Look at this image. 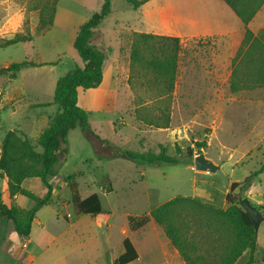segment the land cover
Segmentation results:
<instances>
[{
	"label": "rangeland",
	"instance_id": "obj_1",
	"mask_svg": "<svg viewBox=\"0 0 264 264\" xmlns=\"http://www.w3.org/2000/svg\"><path fill=\"white\" fill-rule=\"evenodd\" d=\"M162 1L149 0L148 5L135 9L128 0H111V13L97 31L103 35L102 44L111 47L113 53H106L100 87L79 91V106L88 113L90 125L100 138L133 151H158L159 145H166L168 154L178 156L181 162L148 166L123 158H104L108 157L109 151L97 150L79 127L71 130L69 154L58 166L56 175L49 178L54 187L51 202L38 213L46 223L48 235L35 225L32 235L19 236L12 222L1 218L0 264H109L108 257L114 260L124 253L125 238L130 239L140 252L141 264L163 262V243L167 240L163 231L159 230L160 237L153 225L132 231L128 218L149 215L178 196L202 197L218 207L226 205L223 193H229L231 188L225 187L217 175L196 171L194 164L185 162L188 148L195 157L200 151L196 142L203 141L206 143V148L202 149L205 156L221 165L231 184L246 182L239 197L246 198L250 194V202L263 215L256 232L255 264H264V172L251 176L264 165V97L255 100L237 97L226 114L211 116L204 110L193 115L190 123L172 132L149 127L137 118V111L152 110L155 99L153 93L142 88L133 89L126 81L125 61L129 52L126 55L123 52V40L133 32L158 33L159 21L147 11ZM102 3L103 0H62L58 25L50 33L38 37L36 0H0V45L16 34L34 36L32 42L0 48V70L24 61L53 63L22 68L14 76H0L2 134L20 129L37 151L42 152L37 139L47 125L45 115H56L58 107L40 105L53 101L60 77L76 66H84L85 62L73 46V27L99 12ZM261 16H264V10ZM203 43L200 40L193 46L201 47ZM177 91L174 89L172 95L171 112L174 103L180 99L179 87ZM260 92L264 94V89ZM238 101L247 102L245 108H240ZM175 116L180 119L179 114ZM177 147L182 150L181 155H177ZM70 175L77 176L83 199L92 194L99 196L102 215H106L102 216L103 220L75 214L65 183ZM108 181L112 186L109 194L103 191V185ZM24 187L41 197L47 193L38 178L27 179ZM4 189L7 191L5 182L0 180V192ZM24 242L28 254L23 246L19 248ZM248 258L249 253H245L237 264H245Z\"/></svg>",
	"mask_w": 264,
	"mask_h": 264
},
{
	"label": "trees",
	"instance_id": "obj_2",
	"mask_svg": "<svg viewBox=\"0 0 264 264\" xmlns=\"http://www.w3.org/2000/svg\"><path fill=\"white\" fill-rule=\"evenodd\" d=\"M38 24L36 35L47 34L54 26L60 0H36ZM244 25V37L233 60L230 79L232 93L264 89V28L254 34L249 23L264 5V0H223ZM149 0H128L135 9H140ZM111 13V0H103L99 12L94 13L78 30L73 46L85 62L83 67L76 66L56 82L53 101L41 104L42 107L56 105L58 111L49 120L47 128L39 135L38 152L29 137L17 130L5 133L0 151V179H6L9 203L2 200L0 192V219L12 222L16 234L29 237L37 213L49 205L54 187L49 182L57 168L69 154V132L79 127L90 139L97 150L109 151L104 158H123L148 166L177 165L178 156H170L166 145L159 150H124L108 140L100 138L92 129L88 113L79 106V90L98 88L103 82L106 52L92 44V38L103 20ZM30 33L16 34L6 40L0 48L19 43L32 42ZM130 75L128 83L133 89L142 88L153 93L154 107L148 111H137L142 123L155 129H169L172 122L171 101L178 75V61L181 52L179 38L148 33L133 32L129 36ZM112 52L111 49L108 50ZM53 63L24 61L14 63L0 70V76H14L22 68L37 67ZM201 149L206 143L196 142ZM177 155L182 150L177 147ZM200 151L198 153H200ZM188 165H193L194 154L187 150ZM264 172V165L251 176ZM76 175H70L65 183L69 187L74 212L77 216L96 217L103 213L97 194L83 199L79 192ZM38 178L46 188L44 196H38L23 187L27 179ZM103 191L112 192L110 181L103 185ZM16 195L26 197L32 206L21 208L14 202ZM243 197L231 190L226 195L228 207L223 209L204 202L198 197L178 196L155 208L149 215L128 218L132 231H137L154 220L161 226L172 246L187 264H237L239 259L249 253L245 264H255L257 233L249 215L240 206ZM124 253L109 264H129L138 258L136 248L130 239L123 241Z\"/></svg>",
	"mask_w": 264,
	"mask_h": 264
},
{
	"label": "crops",
	"instance_id": "obj_3",
	"mask_svg": "<svg viewBox=\"0 0 264 264\" xmlns=\"http://www.w3.org/2000/svg\"><path fill=\"white\" fill-rule=\"evenodd\" d=\"M61 1L62 0L58 3L54 26L48 33L54 30L59 23V5ZM263 10L264 5L248 25V28L254 34H257L264 28V16H261ZM147 13L148 15H153L157 18L160 27V31L158 33L153 31L148 34L179 38L181 42V52L178 61V75L175 85L176 93L178 92V87L180 89V99L177 103H174V107L172 108L171 127L169 129L159 130L172 132L176 128H181L182 126L190 123L193 115L199 114L204 110L211 116L214 115L218 117L223 113L226 114L228 109L232 106L231 104L235 103L237 100V97L244 100H255L262 96L264 97V94L260 92L263 89L243 91L239 92V94L232 93L230 90L233 60L242 43L245 29L241 20L223 0H163L160 4H157L149 9ZM69 18H73V16H70ZM87 20L88 19L83 21L81 20L76 24V27H73V40H75L77 36L79 27ZM69 23L70 21L67 25H69ZM129 36L130 35L123 40V52L125 55L129 52ZM102 38L103 35L96 31L91 40L92 44L98 47L101 51L109 53L108 50H112V48L104 46L102 44ZM200 40H203L204 43L201 47L198 46V44L195 45V49L193 43L199 42ZM111 53H113V50ZM125 62L127 67V81L129 78L130 53L129 58H127ZM98 88L91 90H97ZM246 104L247 102L238 101L240 108H245ZM177 114L180 115V119L175 118V115ZM45 116L47 125L43 130L47 128L50 118L54 115ZM0 127H2V125H0ZM18 131L21 130L19 129ZM2 133V130H0V151L2 139L5 135V133ZM218 166L221 167V165ZM0 180L5 182V186L7 188L6 179ZM25 183L26 180L23 183V187L25 186ZM1 194L4 201L9 199L8 191L5 189L1 192ZM223 194L226 199L228 192L224 191ZM247 197L251 198V195L247 194ZM198 198L202 199V197ZM13 200L21 208H30L32 206L29 205L28 199L22 195H16ZM203 201L210 203L205 200ZM221 208L226 209L227 204ZM38 213L33 223L31 235L34 232L36 225V227H38L40 231L42 233L44 232L47 236L48 232L45 230L46 223L39 218ZM53 214L55 213L53 212ZM148 225H153V227H155L154 231L157 236L160 237V229L166 236L163 228L154 220H150L143 228ZM166 239L167 240L163 243V247L165 248L163 262L159 264H187L180 256L179 252L172 246L167 236ZM22 246L27 252V243H20L19 248ZM134 247L136 248V246ZM136 251L138 253V258L129 264H141L142 256L137 248ZM32 259L33 258H30V260Z\"/></svg>",
	"mask_w": 264,
	"mask_h": 264
},
{
	"label": "water",
	"instance_id": "obj_4",
	"mask_svg": "<svg viewBox=\"0 0 264 264\" xmlns=\"http://www.w3.org/2000/svg\"><path fill=\"white\" fill-rule=\"evenodd\" d=\"M194 169L196 171L199 172H208V173H212L217 175L220 180L223 182V184L225 185V187H230L231 191L240 196L241 194V188L246 184V182H233L231 184L228 176L226 175V173L224 172V170L216 165L212 160L208 159L205 156L204 151L201 149L200 153H198L195 157H194ZM240 206L243 208V210L249 215L251 221L254 224V229L257 232L259 229V226L261 224V222L263 221V215L260 212V210H258L249 200V198H243L240 202ZM102 216H106V215H102L98 214L96 217L98 220H103Z\"/></svg>",
	"mask_w": 264,
	"mask_h": 264
}]
</instances>
